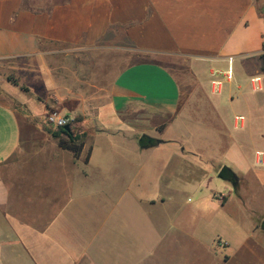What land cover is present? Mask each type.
Masks as SVG:
<instances>
[{
	"label": "crops",
	"instance_id": "crops-1",
	"mask_svg": "<svg viewBox=\"0 0 264 264\" xmlns=\"http://www.w3.org/2000/svg\"><path fill=\"white\" fill-rule=\"evenodd\" d=\"M112 29L147 57H77ZM263 226L264 0H0V264H264Z\"/></svg>",
	"mask_w": 264,
	"mask_h": 264
},
{
	"label": "rangeland",
	"instance_id": "rangeland-1",
	"mask_svg": "<svg viewBox=\"0 0 264 264\" xmlns=\"http://www.w3.org/2000/svg\"><path fill=\"white\" fill-rule=\"evenodd\" d=\"M104 40L105 41H102L103 42L102 44L104 45V47H102V49L97 50V51H88L85 49H76V53H78L77 57L78 58L81 57L82 59H84V58H87V59L102 58L104 61L107 62V65H108L107 71H109V72H114V71L119 70L122 66H125L128 62H131V60H133V61L144 60L147 57L146 55L141 54V53L139 54L138 57L136 56V54H133V56L127 54L129 52V50L125 49L126 41L124 40L123 32L120 29H112ZM166 62L170 65V67H172L175 70L177 76L179 78H181V80L184 81L185 79L188 78V76L185 75L186 65H185V60L183 58L169 57L168 59H166ZM8 76L12 79H15V75L13 73H10ZM49 110L59 111V108L54 106V107L49 108ZM44 115H45V113L42 112L41 116L43 118H44ZM67 117H69V116H67ZM43 118H41V119L43 120ZM71 121L73 122V119H71ZM43 125H45V124H43ZM71 127L77 133L82 131V127L76 122H73V125ZM195 136H196V133H195V130L193 128H192V130L191 129L188 130V137L189 138H195ZM106 245L104 243H100L99 241H96L92 246V250L99 252L100 247L106 248ZM107 248H108V250H110V247L107 246ZM106 254H107V256L113 255L112 253H99L100 256H105ZM105 258H106V256H105Z\"/></svg>",
	"mask_w": 264,
	"mask_h": 264
},
{
	"label": "trees",
	"instance_id": "trees-1",
	"mask_svg": "<svg viewBox=\"0 0 264 264\" xmlns=\"http://www.w3.org/2000/svg\"><path fill=\"white\" fill-rule=\"evenodd\" d=\"M9 79L15 85H18L17 79ZM23 90H27L25 87L21 86ZM45 130L57 140L58 145L66 150L71 151L75 156H78L83 148V134L75 132L72 127L71 131L65 130L63 127L53 129L49 126H45ZM88 155L85 158L87 161ZM226 169V168H225Z\"/></svg>",
	"mask_w": 264,
	"mask_h": 264
},
{
	"label": "built area",
	"instance_id": "built-area-1",
	"mask_svg": "<svg viewBox=\"0 0 264 264\" xmlns=\"http://www.w3.org/2000/svg\"><path fill=\"white\" fill-rule=\"evenodd\" d=\"M250 80L252 82H256L259 80V77H251ZM214 85H219L220 81L219 80H214L213 81ZM242 117V116H241ZM240 117V118H241ZM71 119L67 117L66 115L60 113L59 111L56 110H48L43 118V123L53 129L59 128V127H64L66 124H71ZM216 244L221 243L219 241H215Z\"/></svg>",
	"mask_w": 264,
	"mask_h": 264
},
{
	"label": "water",
	"instance_id": "water-1",
	"mask_svg": "<svg viewBox=\"0 0 264 264\" xmlns=\"http://www.w3.org/2000/svg\"><path fill=\"white\" fill-rule=\"evenodd\" d=\"M65 130H68V131H71V124H66V125H64V127H63ZM227 175V174H226ZM221 177H222V175H221ZM231 181V183L234 185V181L233 180H230ZM264 227V226H263Z\"/></svg>",
	"mask_w": 264,
	"mask_h": 264
},
{
	"label": "flooded vegetation",
	"instance_id": "flooded-vegetation-1",
	"mask_svg": "<svg viewBox=\"0 0 264 264\" xmlns=\"http://www.w3.org/2000/svg\"><path fill=\"white\" fill-rule=\"evenodd\" d=\"M223 172H224V174H227V173H229V171H227V169H225Z\"/></svg>",
	"mask_w": 264,
	"mask_h": 264
}]
</instances>
